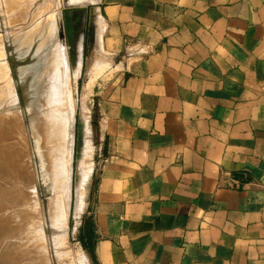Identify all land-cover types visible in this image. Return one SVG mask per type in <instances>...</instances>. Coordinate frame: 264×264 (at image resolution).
Listing matches in <instances>:
<instances>
[{
    "label": "crops",
    "instance_id": "crops-1",
    "mask_svg": "<svg viewBox=\"0 0 264 264\" xmlns=\"http://www.w3.org/2000/svg\"><path fill=\"white\" fill-rule=\"evenodd\" d=\"M97 4L96 264H264V0Z\"/></svg>",
    "mask_w": 264,
    "mask_h": 264
},
{
    "label": "bare ground",
    "instance_id": "bare-ground-1",
    "mask_svg": "<svg viewBox=\"0 0 264 264\" xmlns=\"http://www.w3.org/2000/svg\"><path fill=\"white\" fill-rule=\"evenodd\" d=\"M61 1L64 5V13L60 11V0H4L6 14L3 16L8 21L5 22L4 29L8 32L11 30L22 32L14 35L10 44H5L0 27V107L7 108V111L3 110L7 117L0 118V143L7 134L5 126L9 122L16 120L21 123L20 118L22 119L25 111L23 103L26 104L29 91L34 90L33 101L27 106L31 107L30 112L34 114L33 119L31 117L32 121L40 120L42 123L48 140L46 146L50 144L45 152L50 171L45 183L50 197L47 200V221H45L32 181L28 186L20 184V190L17 187L12 189L13 187L7 186L10 180L5 171H9L8 164L11 165V149L6 146L0 147V169L3 170H0L2 171L0 178L4 184L6 183L4 188L0 186V264H44L43 259L47 256L58 259L64 257L66 255L64 252L68 248L70 153L73 142L74 109L73 97L71 98L68 86L73 81L69 83L71 76L76 78L79 71L85 5L97 3L98 0ZM90 13L93 20L94 14L91 10ZM18 20L21 22L11 25L26 24V26L14 29L8 25ZM66 25L69 26V30H66ZM96 36L97 30L94 28V41ZM4 57L11 63L9 65L12 68L6 66L5 69ZM67 63L70 64L71 69H68ZM0 116H3V113ZM81 126L82 144L77 159L85 157L94 148L89 121L81 122ZM84 165L80 164L79 172L75 177L78 212L82 211L83 207V187L92 172V169L89 172V169L85 168L87 164ZM29 200H32L30 202L32 205L23 209L21 203ZM45 225L48 226L49 236L46 235ZM78 264H85V261L79 259Z\"/></svg>",
    "mask_w": 264,
    "mask_h": 264
},
{
    "label": "rangeland",
    "instance_id": "rangeland-1",
    "mask_svg": "<svg viewBox=\"0 0 264 264\" xmlns=\"http://www.w3.org/2000/svg\"><path fill=\"white\" fill-rule=\"evenodd\" d=\"M60 2H61L60 11L64 13L65 10L64 5L61 0ZM97 3H90V4L87 3L85 5L83 38H82V46L80 50L81 55L79 60L80 61L79 71L76 78L75 77L72 78L71 76L69 83L72 80L73 81L68 86L70 87V95L71 98L73 97L72 100L74 105L73 129H72L73 142H72V150L70 153V199H69V214H68L69 228H68V236H67V241H68L67 250H70V252H67V250H65L64 255L65 254L66 255L64 257L62 256L59 259L47 256L46 259H43L44 264H78L79 259H83V261H85V264H93V262H95L92 253L88 249H85L81 246V241H82V232H84V223L86 219L89 218L88 214L90 212V201L92 198V193L95 185V178H96L98 166L102 158V151L100 148L101 128L99 125V116L97 113L99 94L101 90L112 84L115 80L114 76L117 70L113 71V69L117 68L118 66L113 67V65L114 64L118 65L120 62L123 61L124 58L128 56L126 51L125 52L121 51L117 55H109V53L105 49H103L101 38L104 31V22L97 8L99 6V4ZM90 10L94 14L92 22L95 30H97V36L95 41L93 40L92 43L93 46L91 47V51L89 50V52L86 53V50H83V46L85 43L84 32ZM3 14H6V11L4 10V0H0V19H1L0 27H1V32L4 35L3 41L5 42V44L6 43L10 44V40L13 38V36L18 33H21L22 31L11 30V32H8L6 29H4V27L6 26L5 22L8 21L7 19L4 18ZM17 22H21V21L18 20L13 23H8V25L12 26L11 24ZM23 25L26 26V24ZM23 25H19V24H17V26L13 25L12 28L14 27L15 29L18 27L17 29H19V27H22ZM96 41L97 42L99 41L98 42L99 44L96 43ZM4 58L6 59V57ZM9 64L11 63L6 59V61L3 64L5 69H7V67L12 68L11 65ZM67 66L68 69H71L69 63H67ZM33 94H34V90H30L27 96L28 99L26 100L27 101L26 104L23 103V106L25 105V111L23 112L24 118L23 117L22 119L20 118V120H22L20 121L21 123H18L16 122V120H14L13 122H9L7 126H5V131L7 134L4 135L3 139L1 140L0 147L6 146L7 148L11 149L10 150L11 165L8 164L9 171L7 170L5 171V173H7L6 176L8 177L11 183L10 182L9 184L7 183V186L13 187L12 189H17V188L19 189L20 184L28 186L30 185V181H32L31 183L35 185L38 200L41 203L43 220L47 221V200L50 197V192L47 188V183H45V181L48 180L49 178L48 174L50 173V171L48 170L49 161L45 152L47 151L48 146L50 144L47 143L49 145L46 146V142H48V140L46 139L45 132L43 131L44 129L40 120L32 121L33 119L32 116H34V114L30 112L31 107L27 105L33 101ZM5 98L7 97L5 96ZM3 110L7 111V108L3 106L0 107V112H1L0 115H2L3 113L4 116L6 112ZM8 113L9 112H7V114ZM3 116H0V118L7 117L6 115L4 117ZM78 118L82 123H84L85 120L89 121L92 132V143L94 145L93 146L94 148H92L93 150H91L92 152L87 154L85 157L81 159L80 157L78 159H75V132H76V120ZM42 142L44 143L45 147ZM42 147H44L45 149ZM28 158L31 161L28 160ZM24 162L26 165L24 164ZM82 163L85 165L87 164L86 166L84 165L85 168L89 169V172L92 169V172H90L91 175L89 174L88 176L89 179L87 180L85 186L83 187V196H82L83 207H82V211L78 212L77 197H76L77 182H75V177L78 174L80 164L82 165ZM9 168L12 170L10 171ZM2 171H0V173ZM23 177H25V179ZM18 178L20 179L17 180ZM21 179L22 181H20ZM23 180H25V182ZM5 184L0 178V186L2 185L1 188L2 187L4 188ZM26 189L28 190V188ZM32 200H29L28 202L24 201V203H21L23 209L30 207L28 205L30 204L32 205V203H30L32 202ZM45 229H46L45 231H47L46 235L49 236V232H48L49 230L47 225H45Z\"/></svg>",
    "mask_w": 264,
    "mask_h": 264
},
{
    "label": "water",
    "instance_id": "water-1",
    "mask_svg": "<svg viewBox=\"0 0 264 264\" xmlns=\"http://www.w3.org/2000/svg\"><path fill=\"white\" fill-rule=\"evenodd\" d=\"M67 21V20H66ZM66 30H69V26H65ZM93 35H94V26L92 22V14L89 11L88 14V19H87V24H86V29L84 32V37H85V43L83 46V50H86V53L91 50L92 43H93ZM81 122L79 118L76 120V132H75V159H77L79 155V149L82 144V131H81Z\"/></svg>",
    "mask_w": 264,
    "mask_h": 264
},
{
    "label": "trees",
    "instance_id": "trees-1",
    "mask_svg": "<svg viewBox=\"0 0 264 264\" xmlns=\"http://www.w3.org/2000/svg\"><path fill=\"white\" fill-rule=\"evenodd\" d=\"M88 236V225H87V221H85L84 223V232H82V241H81V246L85 249H88L90 251V246H88L85 241L84 238H87ZM93 264H96V262H93Z\"/></svg>",
    "mask_w": 264,
    "mask_h": 264
}]
</instances>
